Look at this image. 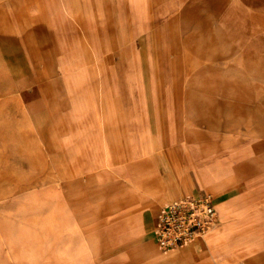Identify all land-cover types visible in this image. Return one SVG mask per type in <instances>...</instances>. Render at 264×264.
<instances>
[{
	"label": "crops",
	"instance_id": "0c3cea01",
	"mask_svg": "<svg viewBox=\"0 0 264 264\" xmlns=\"http://www.w3.org/2000/svg\"><path fill=\"white\" fill-rule=\"evenodd\" d=\"M189 1L178 37L183 88L145 93L137 82L130 95L134 130L121 119L125 153L118 157L135 166L125 169L119 194L94 214L120 245L106 248L101 264H228L240 256L264 264V0ZM128 2L142 12L144 0H0V10L18 35L15 54L42 60L48 56L39 48L38 32L57 39L97 26L110 37L119 25L125 48ZM136 37L143 50L142 29ZM99 74L95 90L68 104L78 112L100 111L105 123L99 116L106 118L117 102L124 110L128 95L120 91L114 99L104 72ZM57 75L45 70L39 76L68 96L74 78ZM111 156L107 143L98 159L108 165ZM79 189L86 191L81 184ZM189 192L213 195L221 227L196 245L166 253L154 236L159 209Z\"/></svg>",
	"mask_w": 264,
	"mask_h": 264
},
{
	"label": "rangeland",
	"instance_id": "374dc122",
	"mask_svg": "<svg viewBox=\"0 0 264 264\" xmlns=\"http://www.w3.org/2000/svg\"><path fill=\"white\" fill-rule=\"evenodd\" d=\"M190 7L189 0H144L136 13L128 2L125 48L119 45V25L110 37L97 26L57 39L38 32L39 48L48 56L42 60L15 54L18 35L0 10V264H101L106 248H119L118 238L104 234L94 214L102 201L119 194L125 169L135 166L118 157L125 153L121 119L134 130L137 113L130 95L135 83L145 93L183 88L178 37ZM141 29L143 50L136 37ZM45 70L74 78L68 96L52 79L41 80ZM99 72L114 99L121 92L128 95L124 110L117 102L106 118L99 116L105 123L99 121L100 111L78 112L68 104L95 90ZM107 143L108 165L98 159ZM227 263L251 264V256Z\"/></svg>",
	"mask_w": 264,
	"mask_h": 264
},
{
	"label": "built area",
	"instance_id": "2783aa9c",
	"mask_svg": "<svg viewBox=\"0 0 264 264\" xmlns=\"http://www.w3.org/2000/svg\"><path fill=\"white\" fill-rule=\"evenodd\" d=\"M220 222L211 193H186L163 204L156 217L154 236L159 248L168 252L196 245Z\"/></svg>",
	"mask_w": 264,
	"mask_h": 264
},
{
	"label": "bare ground",
	"instance_id": "6f19581e",
	"mask_svg": "<svg viewBox=\"0 0 264 264\" xmlns=\"http://www.w3.org/2000/svg\"><path fill=\"white\" fill-rule=\"evenodd\" d=\"M174 201V200H173ZM215 229V228H214ZM214 229H212V231L214 230ZM212 231H210V232H212Z\"/></svg>",
	"mask_w": 264,
	"mask_h": 264
}]
</instances>
